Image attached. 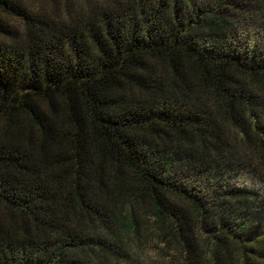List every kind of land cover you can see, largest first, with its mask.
Returning a JSON list of instances; mask_svg holds the SVG:
<instances>
[{
    "label": "trees",
    "instance_id": "1",
    "mask_svg": "<svg viewBox=\"0 0 264 264\" xmlns=\"http://www.w3.org/2000/svg\"><path fill=\"white\" fill-rule=\"evenodd\" d=\"M0 264H264V0H0Z\"/></svg>",
    "mask_w": 264,
    "mask_h": 264
},
{
    "label": "rangeland",
    "instance_id": "2",
    "mask_svg": "<svg viewBox=\"0 0 264 264\" xmlns=\"http://www.w3.org/2000/svg\"><path fill=\"white\" fill-rule=\"evenodd\" d=\"M26 2L31 3V5H34V4L40 5V4H43L44 3V0H26ZM9 22L12 25H17L18 24V21L17 20H14V19H10Z\"/></svg>",
    "mask_w": 264,
    "mask_h": 264
}]
</instances>
